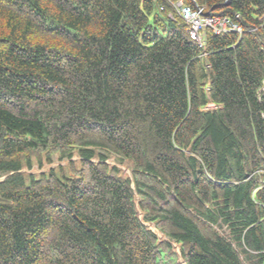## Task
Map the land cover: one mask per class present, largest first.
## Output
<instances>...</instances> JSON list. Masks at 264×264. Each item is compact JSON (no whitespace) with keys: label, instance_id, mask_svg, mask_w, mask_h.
I'll list each match as a JSON object with an SVG mask.
<instances>
[{"label":"trees","instance_id":"obj_1","mask_svg":"<svg viewBox=\"0 0 264 264\" xmlns=\"http://www.w3.org/2000/svg\"><path fill=\"white\" fill-rule=\"evenodd\" d=\"M0 179V264H264V0H0Z\"/></svg>","mask_w":264,"mask_h":264},{"label":"built area","instance_id":"obj_2","mask_svg":"<svg viewBox=\"0 0 264 264\" xmlns=\"http://www.w3.org/2000/svg\"><path fill=\"white\" fill-rule=\"evenodd\" d=\"M177 7L180 8L182 19L189 26L191 39L198 42L200 46L204 45V34L207 29H211L216 35L232 33V30L239 35L243 33V28L239 23L229 24L225 17H207L205 7L193 10L188 6H182V2H179Z\"/></svg>","mask_w":264,"mask_h":264},{"label":"rangeland","instance_id":"obj_3","mask_svg":"<svg viewBox=\"0 0 264 264\" xmlns=\"http://www.w3.org/2000/svg\"><path fill=\"white\" fill-rule=\"evenodd\" d=\"M116 161V157L115 156H112V159H111V162L115 163ZM61 162L59 161V158L56 156L55 157V166L60 164ZM63 165H65L66 163H62ZM50 167H46V169H49ZM125 169V168H124ZM35 173H41V171L36 167L35 170H34ZM128 173V171L126 172Z\"/></svg>","mask_w":264,"mask_h":264},{"label":"bare ground","instance_id":"obj_4","mask_svg":"<svg viewBox=\"0 0 264 264\" xmlns=\"http://www.w3.org/2000/svg\"><path fill=\"white\" fill-rule=\"evenodd\" d=\"M179 4V2L175 5V6H177ZM182 6H185V5H183L182 4ZM178 8V10H179V12H180V8L179 7H177ZM206 16L207 17H221V16H209L208 14H206ZM227 20H228V22H229V24H232V25H235L236 24V22H234L231 18H229V17H225ZM230 27V26H229ZM231 28V27H230ZM244 31V30H243ZM232 33H234V31L232 30L231 31ZM240 34H242V32L240 33Z\"/></svg>","mask_w":264,"mask_h":264},{"label":"water","instance_id":"obj_5","mask_svg":"<svg viewBox=\"0 0 264 264\" xmlns=\"http://www.w3.org/2000/svg\"><path fill=\"white\" fill-rule=\"evenodd\" d=\"M3 179H0V182L2 181ZM182 264H186L184 261H181Z\"/></svg>","mask_w":264,"mask_h":264}]
</instances>
